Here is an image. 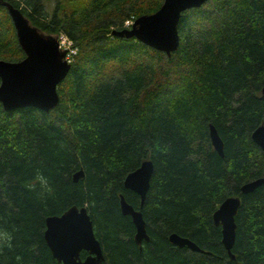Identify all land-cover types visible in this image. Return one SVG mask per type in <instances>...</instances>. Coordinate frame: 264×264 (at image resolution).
Masks as SVG:
<instances>
[{"label": "trees", "instance_id": "1", "mask_svg": "<svg viewBox=\"0 0 264 264\" xmlns=\"http://www.w3.org/2000/svg\"><path fill=\"white\" fill-rule=\"evenodd\" d=\"M3 1L40 32L65 34L76 52L54 109L0 104V235L10 237L0 239V264H62L43 238L45 218L72 205L86 206L102 264H264V183L241 193L264 178V151L251 139L264 125V0H208L182 13L170 57L111 34L163 0H57L51 14L45 0ZM23 57L0 6V59ZM145 160L153 172L140 208L123 183ZM120 194L141 211V247ZM229 196L241 199L234 259L212 219ZM171 233L204 251L173 245Z\"/></svg>", "mask_w": 264, "mask_h": 264}, {"label": "water", "instance_id": "2", "mask_svg": "<svg viewBox=\"0 0 264 264\" xmlns=\"http://www.w3.org/2000/svg\"><path fill=\"white\" fill-rule=\"evenodd\" d=\"M207 1L163 0L155 13L141 16L130 28L113 30L111 34L118 38H133L144 46L170 57L180 44L178 27L182 13L198 9ZM0 6L7 10L17 43L24 53V57L18 61L0 59V104L5 111L34 107L49 112L58 105L57 86L71 68L70 63L64 59L66 50L58 47L55 36L46 35L32 26L20 9L3 0H0ZM261 96L264 97V85L261 88ZM209 136L213 149L223 156V142L211 124ZM251 139L264 151L263 124L253 130ZM152 172V161L145 160L124 179V188L140 197V208L146 197ZM83 175L80 169L73 173L72 179L78 181ZM263 183L264 178L248 181L241 186V193L252 192ZM240 204L239 196H229L212 214L214 224L220 225L221 242L230 259H234L231 252L236 228L234 218ZM120 208L124 215L131 217L135 226L134 240L141 247L143 242L148 241L141 211L134 209L122 194ZM43 238L52 257L62 264H102L104 260L86 206L72 205L58 215L47 216ZM168 238L177 247L204 251L190 239L176 233H171ZM82 252H85L83 257Z\"/></svg>", "mask_w": 264, "mask_h": 264}, {"label": "built area", "instance_id": "3", "mask_svg": "<svg viewBox=\"0 0 264 264\" xmlns=\"http://www.w3.org/2000/svg\"><path fill=\"white\" fill-rule=\"evenodd\" d=\"M129 22H127L126 24H128ZM58 39V47L61 49V50H66V54H65V59L68 61V62H71L73 60V56H72V59L70 58L69 59V55L70 53H72L73 55L75 54L76 52V49L75 47L73 46V43L72 41L63 33H60L57 37Z\"/></svg>", "mask_w": 264, "mask_h": 264}, {"label": "rangeland", "instance_id": "4", "mask_svg": "<svg viewBox=\"0 0 264 264\" xmlns=\"http://www.w3.org/2000/svg\"><path fill=\"white\" fill-rule=\"evenodd\" d=\"M57 0H45V8H46V11L49 12V14L52 13L54 7H55V4H56ZM59 2H61L62 4H65L66 3V0H59ZM128 25H124V27H127ZM72 56L73 54L70 53L69 55V59L71 58L72 59Z\"/></svg>", "mask_w": 264, "mask_h": 264}, {"label": "clouds", "instance_id": "5", "mask_svg": "<svg viewBox=\"0 0 264 264\" xmlns=\"http://www.w3.org/2000/svg\"><path fill=\"white\" fill-rule=\"evenodd\" d=\"M0 239L2 240H8L10 237L7 234L0 235Z\"/></svg>", "mask_w": 264, "mask_h": 264}, {"label": "bare ground", "instance_id": "6", "mask_svg": "<svg viewBox=\"0 0 264 264\" xmlns=\"http://www.w3.org/2000/svg\"><path fill=\"white\" fill-rule=\"evenodd\" d=\"M215 128V127H214Z\"/></svg>", "mask_w": 264, "mask_h": 264}]
</instances>
